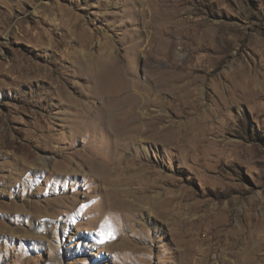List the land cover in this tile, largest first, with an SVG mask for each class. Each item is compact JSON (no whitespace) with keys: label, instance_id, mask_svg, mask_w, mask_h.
<instances>
[{"label":"rangeland","instance_id":"374dc122","mask_svg":"<svg viewBox=\"0 0 264 264\" xmlns=\"http://www.w3.org/2000/svg\"><path fill=\"white\" fill-rule=\"evenodd\" d=\"M240 263L264 0H0V264Z\"/></svg>","mask_w":264,"mask_h":264},{"label":"bare ground","instance_id":"6f19581e","mask_svg":"<svg viewBox=\"0 0 264 264\" xmlns=\"http://www.w3.org/2000/svg\"><path fill=\"white\" fill-rule=\"evenodd\" d=\"M246 80H247V79H246ZM246 82H247V81H246ZM247 84H248V83H247ZM175 86H176V85H175ZM182 86H184V85H182ZM188 86H189V85H188ZM186 87H187V86H186ZM197 88H198V87H197ZM174 89H175V88H174ZM183 89H184V88H183ZM193 90H194V89H193ZM193 90H192V91H193ZM181 91H182V90H181ZM192 91H191V92H192ZM134 128H135V127H134ZM137 128H138V127H137ZM132 130H133V129H132ZM138 130H139V129H138ZM137 169H138V168H137ZM137 175H138V174H137ZM139 177H140V176H139ZM149 200H151V199H149ZM149 200H148V202H149ZM161 203H162V202H161ZM150 204H151V203H150ZM151 205H152V204H151ZM262 254H263V253H262ZM260 255H261V254H260ZM262 256H263V255H262ZM252 258H253V257H252ZM249 260H250V259H249ZM254 260H255V259H254ZM254 260H253V261H254ZM250 261H251V260H250ZM260 261H261V260H260ZM248 262H249V261H248ZM254 262H255V261H254ZM250 263H251V262H250ZM240 264H242V263H240ZM247 264H248V263H247ZM263 264H264V263H263Z\"/></svg>","mask_w":264,"mask_h":264}]
</instances>
